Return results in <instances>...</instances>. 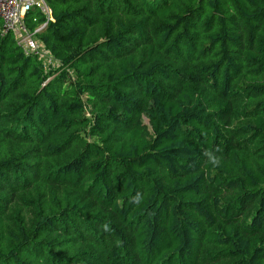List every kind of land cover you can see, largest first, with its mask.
<instances>
[{"label": "trees", "instance_id": "obj_1", "mask_svg": "<svg viewBox=\"0 0 264 264\" xmlns=\"http://www.w3.org/2000/svg\"><path fill=\"white\" fill-rule=\"evenodd\" d=\"M47 3L58 69L0 32V264H264V0Z\"/></svg>", "mask_w": 264, "mask_h": 264}, {"label": "built area", "instance_id": "obj_2", "mask_svg": "<svg viewBox=\"0 0 264 264\" xmlns=\"http://www.w3.org/2000/svg\"><path fill=\"white\" fill-rule=\"evenodd\" d=\"M32 10L39 12L44 22L33 32L25 25V16ZM0 32L13 34L17 46L26 56L35 57L46 70L59 68V63L50 51L35 38L49 22H53L47 0H0Z\"/></svg>", "mask_w": 264, "mask_h": 264}]
</instances>
